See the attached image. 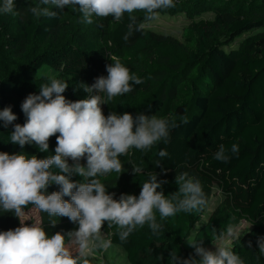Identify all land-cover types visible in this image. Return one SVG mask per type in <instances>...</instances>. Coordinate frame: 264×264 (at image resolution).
Listing matches in <instances>:
<instances>
[{
	"label": "trees",
	"instance_id": "obj_1",
	"mask_svg": "<svg viewBox=\"0 0 264 264\" xmlns=\"http://www.w3.org/2000/svg\"><path fill=\"white\" fill-rule=\"evenodd\" d=\"M32 1L16 0L17 15H0V110L11 106L17 115L14 123L23 125L26 117L21 104L47 82V76H33L44 66L68 83L63 93L66 99H85L88 93L81 83L91 85L95 78L107 76L106 65L115 56L144 83L102 105L104 115L112 111L121 115L128 112L133 117L155 114L170 117L178 125L168 143L161 142L146 153L132 149L120 157L125 161L128 194L139 196L147 174L156 172L160 173L158 179L168 181L162 190L169 195L178 190L176 174L188 172L200 180L208 198V207L202 212L167 218L158 238L147 226L124 244L113 235V246L121 251L126 264H169V253L174 250L183 257L194 254L191 247L183 250V236L194 232L199 233L205 247H211V229L224 228L231 217L239 224L254 222L232 246L246 264H253L256 238L264 236V0H174L175 7L160 10L159 15L186 19L182 34L186 41L151 27L155 19L145 21V13L140 11L132 15L144 27L127 40L128 14L123 21L94 15L93 23L102 31V37L96 38L87 24H77L78 9L69 6L56 19H37L27 11ZM73 27L68 40L63 41L64 31ZM12 131V125L0 126V152H23L40 159L55 155L56 136L49 139L48 151L41 152L35 144L21 148L11 143ZM221 143H238L239 156L227 163L214 160L213 153ZM161 148L169 155L157 167L154 161L160 158L155 153ZM141 162L143 173L134 175L131 165ZM81 163L86 164V160ZM100 179L103 182L104 176ZM72 180L82 182L83 178L74 175ZM214 187L224 196V204L208 213ZM58 190L56 185L48 188L49 193ZM33 208L28 205L24 211ZM39 214L48 235L77 227L66 217L56 218L52 226L47 213ZM19 226L20 219L13 212L0 210V231ZM111 231L105 223L102 232L107 235ZM248 241L253 249L247 247ZM161 256L163 259H158Z\"/></svg>",
	"mask_w": 264,
	"mask_h": 264
},
{
	"label": "clouds",
	"instance_id": "obj_2",
	"mask_svg": "<svg viewBox=\"0 0 264 264\" xmlns=\"http://www.w3.org/2000/svg\"><path fill=\"white\" fill-rule=\"evenodd\" d=\"M69 6L78 9L79 22L87 25L93 24L94 15L123 21L128 14V33L124 37L127 40L134 31L144 27L143 23H136L134 12L145 13L144 20L151 21L157 18L160 10L175 7V2L39 0V4L27 11L37 19H56ZM17 14L16 0H0V15ZM109 59L107 76L95 78L91 85L81 83L80 87L88 93L85 99H66L63 93L68 83L49 75L47 82L40 84L38 94L30 93L23 100L21 110L26 117L23 125L14 123L17 115L11 106L0 110V126L12 125L9 140L21 148L35 144L41 152H47L49 139L56 136L55 155L43 159L23 152H0V210L13 212L21 222L15 229L0 231V264H92L97 251L113 247V235L124 244L134 232L147 226L151 235L158 238L167 218L180 213H199L208 207L200 180L188 172L176 174L178 190L169 195L162 190V185L168 181L158 179L160 173L156 172L147 174L139 196L122 193L117 199L115 193L108 192L100 177L112 172L121 175L125 168L120 157L127 156L132 149L146 153L161 142L168 143L171 132L178 127L170 117L155 114L141 113L133 117L128 112L121 115L112 111L105 116L102 105L109 104L114 97L133 92L136 85L144 83L143 78L115 56ZM239 152L238 143L230 146L221 143L213 159L227 163L232 157H238ZM155 155L160 159L154 164L161 167V160L169 153L161 148ZM81 160H86V164ZM131 169L134 175H141L142 162L140 165L133 163ZM161 171L167 173L164 168ZM74 175H79L83 181L72 180ZM51 185L58 186L59 190L49 193ZM28 205L47 213L52 226L56 225V218L66 217L77 227L67 233L48 235L39 223H25L24 209ZM235 221L236 218L231 217L224 228L211 229V248L204 246L199 233L183 236L194 254L183 257L174 250L169 253V264H246L245 258L232 245L250 231L254 222L249 223L245 231ZM105 223L108 229L114 230L107 235L102 232ZM247 247L253 249L252 241H248ZM252 256L253 264H264V236H257Z\"/></svg>",
	"mask_w": 264,
	"mask_h": 264
},
{
	"label": "rangeland",
	"instance_id": "obj_3",
	"mask_svg": "<svg viewBox=\"0 0 264 264\" xmlns=\"http://www.w3.org/2000/svg\"><path fill=\"white\" fill-rule=\"evenodd\" d=\"M39 4V0H33L32 4L33 6ZM81 14L78 13L77 15V24L79 26H83V23H80ZM188 21L184 19L182 16H168V15H158L157 18L150 24L151 27H154L156 30L172 35L174 37L182 38V34L184 31V28L187 26ZM90 30H94L93 37L101 38L102 37V31H100L98 23H93L91 25L87 26ZM75 29L73 27L72 29L68 30L66 29L64 31L63 37L65 38L63 41L68 40V38L71 35L72 30ZM182 41H186L184 38H182ZM237 41V40H236ZM235 41V43H236ZM234 43V44H235ZM53 75L56 76L57 73L50 69L48 66H44L39 71L35 72L33 74L34 77L39 78L41 76H49ZM115 101L118 99L117 97L113 98ZM122 164L125 163L123 158H120ZM125 181V172H123L121 175L117 174L115 172L109 173L108 175L104 176L103 183L106 184L108 188V192L115 193V198L117 196H120V194H128L127 187L124 185ZM223 201L224 196L222 195L221 191L218 187L213 188V195L211 199V204L208 209V213L215 212L216 210H219L221 207H223ZM25 216L24 219L26 220L25 223L31 225L32 223H39L42 226V219L39 214V211L35 208L30 209L28 211H24ZM248 222L242 221L240 223L242 229L245 231L247 230ZM252 228V227H251ZM251 230V229H250ZM244 236V235H243ZM242 236V237H243ZM233 246V245H232ZM189 246L185 242L183 245V250L188 248ZM213 247V245H211ZM209 247V248H211ZM185 254V253H184ZM92 262L94 264H126L124 260V256L121 253V251L117 247H112L108 249L107 251H97L95 253L94 258H92Z\"/></svg>",
	"mask_w": 264,
	"mask_h": 264
}]
</instances>
